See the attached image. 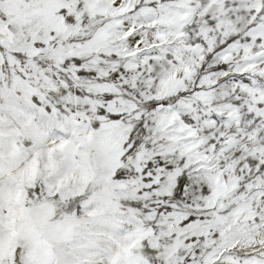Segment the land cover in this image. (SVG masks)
Listing matches in <instances>:
<instances>
[{
	"label": "snow or ice",
	"instance_id": "1",
	"mask_svg": "<svg viewBox=\"0 0 264 264\" xmlns=\"http://www.w3.org/2000/svg\"><path fill=\"white\" fill-rule=\"evenodd\" d=\"M0 264H264V0H0Z\"/></svg>",
	"mask_w": 264,
	"mask_h": 264
}]
</instances>
